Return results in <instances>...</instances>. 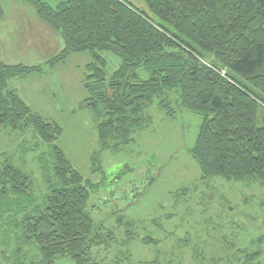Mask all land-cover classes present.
<instances>
[{"label": "trees", "instance_id": "16d2710c", "mask_svg": "<svg viewBox=\"0 0 264 264\" xmlns=\"http://www.w3.org/2000/svg\"><path fill=\"white\" fill-rule=\"evenodd\" d=\"M13 1L28 3L60 36L63 48L51 66L72 54H89L83 85L88 96L81 108L93 114L100 153L133 142L150 125L145 112L156 100L167 116L174 114L167 101L174 91L177 106L201 119L188 150L201 180L264 187V0H143L148 13L124 0H67L56 9L41 0ZM103 52L120 62L108 78ZM39 70L0 66V130L32 129L42 143L53 145L60 127L33 114L7 89L9 78ZM51 159L57 187L33 210L23 204L30 178L13 166L0 168V209L23 216L11 261L27 264L19 255L35 250L37 264L64 257L74 264H102L89 252L107 245L88 211L93 186L55 145ZM261 255L254 252L246 264Z\"/></svg>", "mask_w": 264, "mask_h": 264}, {"label": "rangeland", "instance_id": "374dc122", "mask_svg": "<svg viewBox=\"0 0 264 264\" xmlns=\"http://www.w3.org/2000/svg\"><path fill=\"white\" fill-rule=\"evenodd\" d=\"M55 46L54 52L31 53L30 62L22 65H39L40 70L9 78L8 87L33 114L60 127L53 145L93 186L88 211L107 245L93 247L90 256L102 264H246L261 251L252 262L264 264V187L221 178L201 180L188 154L200 117L179 108L173 91L167 101L174 114L167 116L156 100L145 112L150 125L134 135L133 142L117 152L100 153L93 114L81 108L88 96L83 85L90 56L72 54L51 66L46 61L60 52L62 40ZM100 55L108 78L119 59L109 52ZM14 58L7 62H17ZM53 145L42 143L32 129L0 130V168L7 164L30 178L23 201L30 206L27 210L43 207L49 189L57 187L51 170ZM94 153L100 155L93 161ZM98 166L101 170L94 172ZM7 211L0 209V264H13L23 217ZM23 254L19 259L24 263L40 260L35 250ZM53 264L74 262L64 257Z\"/></svg>", "mask_w": 264, "mask_h": 264}, {"label": "crops", "instance_id": "0c3cea01", "mask_svg": "<svg viewBox=\"0 0 264 264\" xmlns=\"http://www.w3.org/2000/svg\"><path fill=\"white\" fill-rule=\"evenodd\" d=\"M41 1L50 9H56L60 4L67 0ZM124 1L138 10L148 13L143 0ZM0 5L3 10V16L0 20V64H15L25 67H35L22 65L25 61L30 62L31 53H41L42 51L54 52V48L56 47L55 44H58L61 38L55 30L39 20L32 6L26 2L13 0H0ZM56 55L54 54L53 57ZM14 56H18L22 60L15 59ZM53 57H51V59ZM12 58H14L17 62H7ZM51 59L45 61L49 62ZM36 67L40 66L38 65ZM8 82L7 89H9ZM9 90L15 92L18 98L26 105L16 90Z\"/></svg>", "mask_w": 264, "mask_h": 264}]
</instances>
